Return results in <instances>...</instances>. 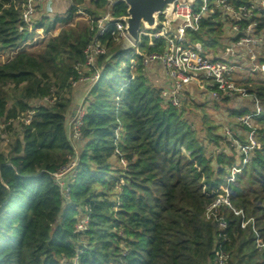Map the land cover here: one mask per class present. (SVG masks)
<instances>
[{"label":"trees","instance_id":"obj_1","mask_svg":"<svg viewBox=\"0 0 264 264\" xmlns=\"http://www.w3.org/2000/svg\"><path fill=\"white\" fill-rule=\"evenodd\" d=\"M28 1L0 0L1 52L19 49L38 31L61 29L38 53L19 49L0 63V121L33 111L29 124L18 123L22 129L7 126V137L16 139L0 150V264H65L75 257L77 264H215L220 247L228 264H264V248L257 245L264 243V110L254 118L260 147L243 164L251 129L236 116L249 110H230V132H219L222 125L205 114L202 139L185 116V103L163 101L141 55L134 69L122 66L132 50H121L110 31L100 37L108 49L85 99L79 172L70 185L71 204L64 205L53 173L74 152L67 129L75 90L70 78L108 1L70 0L63 16L25 21L16 4ZM79 11L90 20L71 25ZM112 11L124 16L127 5L116 0ZM213 18L188 30V43L205 54L227 45L223 24ZM164 48L162 38L141 37V53ZM256 75L249 89L264 104V77ZM52 96L54 104H38ZM233 168L241 170L229 182ZM224 188L229 204L215 212L223 229L207 209L226 195ZM86 216V229L76 232Z\"/></svg>","mask_w":264,"mask_h":264},{"label":"built area","instance_id":"obj_2","mask_svg":"<svg viewBox=\"0 0 264 264\" xmlns=\"http://www.w3.org/2000/svg\"><path fill=\"white\" fill-rule=\"evenodd\" d=\"M41 1L43 0H29L28 3H17L16 7H21L22 18L27 21L35 14L36 7ZM107 1V13L97 20L93 28L95 33L84 51V61L74 66L77 76L70 78L72 87L85 84L88 86V91L83 102L73 111L67 124L68 137L74 152L68 156L65 164L53 173L55 183L59 186L65 200L64 205L71 204L70 185L75 181L79 172L78 152L80 145L84 143L82 127L86 113L85 99L90 88L100 78L97 60L105 55L108 49L107 44L103 43L100 37L109 31L114 40L120 44L121 50H132L129 60L122 62L123 67L129 66L134 69L137 62L136 55H141L142 64L147 69L153 64L161 66L166 79L161 96L167 104L175 107L182 106L187 101V92L192 86H199L206 91L207 99L213 101L220 102L226 97L231 99L234 96L238 100L248 98L251 104L249 112L236 116L238 122H243L251 129L248 135L249 143L242 147L246 154L243 164H246L249 160L248 153L253 148L260 147L256 141L255 131L258 124L254 122V118L263 112L264 104L254 92L250 91V77H246L252 72L256 74L261 72L264 77V62L259 61L264 49V0H250L246 4H236L232 0H176L173 11L170 14H161L160 16L164 15V18L160 21L158 15L154 28L143 27L138 40H134L129 35L127 24L122 20L127 14L120 17L114 16L112 7L116 0ZM206 17H214L213 19L223 24L225 33H228V35L224 34L226 47L216 54L202 53L197 46L188 43V30H198L200 21ZM142 36L164 39V50L141 53ZM19 49L0 51V63L5 64L11 61ZM241 72L248 74L240 76ZM56 100V96L45 97L38 104H54ZM32 114L33 111H28L17 118L0 121V150L8 146L7 132H5L7 126L17 125L18 129H22L18 123L29 124ZM240 170V168H233L228 181H233L234 174ZM224 190L226 191V195H223L225 198H218L207 209V217L210 219L214 216L217 221H220L223 229L226 223L217 218L215 212L222 203L229 204L227 188ZM246 223L244 222L242 226L244 227ZM87 224L88 217L86 216L76 225V232L85 230ZM257 245L264 248V243L258 242ZM214 262L215 264H228L229 255L220 247L216 251ZM65 264H77V257Z\"/></svg>","mask_w":264,"mask_h":264},{"label":"rangeland","instance_id":"obj_3","mask_svg":"<svg viewBox=\"0 0 264 264\" xmlns=\"http://www.w3.org/2000/svg\"><path fill=\"white\" fill-rule=\"evenodd\" d=\"M62 1H63L62 3H60V0H43L39 2L37 5V10L35 14L33 15L34 16L33 19H40L42 17L54 18L56 15L63 16L70 5V0H62ZM163 18H164V15L162 16L159 15L158 19L160 21ZM78 20L86 21V20H90V17L88 16V14L82 11H79L77 12V17L75 18L74 22L71 25H75L76 21ZM60 29L61 28L59 27L58 29L50 33H42L38 31L35 39L31 42L25 43L26 45H22L21 50L38 53L39 51H41L45 42L50 37H54L58 35L57 33L60 32ZM225 34L228 35V33H225ZM222 50H224L223 47L219 48L218 51H222ZM247 74L248 73L246 72L239 73L240 76H244ZM258 76L260 77V80L261 78H263V74L261 72L258 73ZM249 77L250 79H252V81H250L251 86L257 83L258 79L256 78L257 77L256 73L252 72V74H248V77L246 78H249ZM206 96H207L206 91L201 89L199 86H192L189 92H187L188 99L185 102V106L187 107V109L190 108L189 110H185V116L189 120V122L193 124L195 130L199 134V137H201L202 139L205 138V132H206V128L204 127V123H203V118L205 114L208 116V118L211 117V119L214 122L218 123V125L219 124L222 125V127L220 128L221 131L219 132H224V131L228 132V130L229 129L231 130L232 128H234V125H235V123L233 122V117L232 115H230L231 114L230 110L241 109V107H244L247 109L251 108V104L249 103L250 100H248V98H245L246 100H241V99L238 100L234 96L233 98L229 99L227 102H224V101L218 102V105L216 106V104L213 103L215 101H212V100L208 101ZM198 104L204 105V108L202 109L199 106L196 107V105ZM12 136H10L9 138L7 137L8 145L11 144L14 141V139H16V136L15 137H12ZM82 146L83 144L80 145L79 150L82 148ZM219 198L222 199V198H225V196L220 195ZM81 239L83 243L85 244L88 243V240L86 238L82 237Z\"/></svg>","mask_w":264,"mask_h":264},{"label":"water","instance_id":"obj_4","mask_svg":"<svg viewBox=\"0 0 264 264\" xmlns=\"http://www.w3.org/2000/svg\"><path fill=\"white\" fill-rule=\"evenodd\" d=\"M127 5V15L122 20L127 24L129 35L138 40L141 29L156 26L158 15L170 14L176 0H121ZM192 1V0H189ZM111 57V56H110Z\"/></svg>","mask_w":264,"mask_h":264},{"label":"crops","instance_id":"obj_5","mask_svg":"<svg viewBox=\"0 0 264 264\" xmlns=\"http://www.w3.org/2000/svg\"><path fill=\"white\" fill-rule=\"evenodd\" d=\"M62 2L63 1L60 0V3H62ZM161 71H162V68L158 64H153L147 69L148 78L150 79V81L153 84H155L156 86H159V87H163L166 85V79L164 77V74ZM73 89H75L72 91L73 93L71 95V97L73 99V103H72L71 109L69 111L67 124H68V121L70 120L75 108L83 102L85 95L88 91V86L85 84H80L78 86L73 87Z\"/></svg>","mask_w":264,"mask_h":264}]
</instances>
